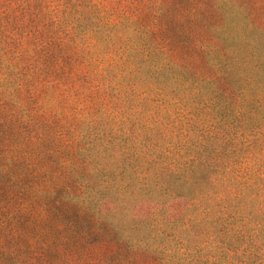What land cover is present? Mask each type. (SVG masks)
I'll return each mask as SVG.
<instances>
[{"label":"trees","instance_id":"trees-1","mask_svg":"<svg viewBox=\"0 0 264 264\" xmlns=\"http://www.w3.org/2000/svg\"><path fill=\"white\" fill-rule=\"evenodd\" d=\"M17 189L116 264H264V11L0 0V198Z\"/></svg>","mask_w":264,"mask_h":264},{"label":"rangeland","instance_id":"rangeland-1","mask_svg":"<svg viewBox=\"0 0 264 264\" xmlns=\"http://www.w3.org/2000/svg\"><path fill=\"white\" fill-rule=\"evenodd\" d=\"M242 1L247 8L251 5L255 9L260 7L264 11V0ZM20 192L18 189L6 191L5 196L0 198V264H116L114 261H117V253L120 254L119 257L123 256L124 253L119 251L118 245L113 241L101 243V240L92 241L89 239L90 243L84 244L85 235L81 233L75 236V239H72L74 244H71L72 233L56 232L54 230L45 232L43 222L38 221L35 217L36 208L42 204L31 201L25 205ZM11 196L14 198L9 199L8 197ZM19 206L23 208L22 211L25 210L26 216L17 225L16 218L11 215V211L13 212ZM181 206L180 203H176L170 207L167 220L171 218L170 215L180 212L183 208ZM149 211L148 206H143L139 207L136 213L139 216H146ZM49 221L51 225L59 224L57 219L51 218V215ZM32 223L37 225L33 227ZM199 231L198 229L197 233ZM108 234L112 237L122 236V233L121 235H118V233ZM132 236H134L133 233L130 237ZM18 244L22 245L24 250L17 251L15 254L12 250L14 245ZM137 264H154V262L152 259L140 257Z\"/></svg>","mask_w":264,"mask_h":264}]
</instances>
